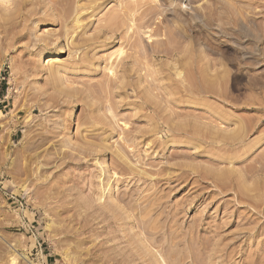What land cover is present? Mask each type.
<instances>
[{
    "label": "rangeland",
    "instance_id": "1",
    "mask_svg": "<svg viewBox=\"0 0 264 264\" xmlns=\"http://www.w3.org/2000/svg\"><path fill=\"white\" fill-rule=\"evenodd\" d=\"M22 1L0 12V264H264V0Z\"/></svg>",
    "mask_w": 264,
    "mask_h": 264
},
{
    "label": "bare ground",
    "instance_id": "2",
    "mask_svg": "<svg viewBox=\"0 0 264 264\" xmlns=\"http://www.w3.org/2000/svg\"><path fill=\"white\" fill-rule=\"evenodd\" d=\"M135 1V0H134ZM168 1L167 3H169V6L172 8L173 12L175 14H181L184 13L186 11V9L184 8L185 6L182 5L183 2L178 1V0H166ZM21 2L23 3L22 0H0V12L5 15V17L2 18H9L12 16H14L15 12L17 11L19 4H21ZM127 2H130L129 0ZM133 2V1H132ZM131 2V3H132ZM137 3V2H135ZM126 4V3H125ZM21 8V7H20ZM145 11V10H144ZM18 12V11H17ZM18 15V14H17ZM16 17V16H15ZM4 19V20H5ZM10 19V18H9ZM8 19V20H9ZM13 19V18H12ZM79 22V21H78ZM23 23V22H22ZM13 24V23H12ZM16 26V25H15ZM143 26V25H142ZM141 27V26H140ZM9 30V29H8ZM11 34V33H10ZM64 53V51L61 50H57V51H52V50H48V51H44L41 53V60H45L48 59V61H55L57 60V57ZM132 169V167H131ZM124 171V170H123ZM109 182V181H108ZM110 183V182H109ZM101 188V187H100ZM113 188V187H112ZM105 194V192H104ZM99 204L94 206V209H97L100 211L101 215H104L107 218H112L116 215L117 210L119 209V204L114 201V200H110L105 197V195L101 194V196L99 197ZM118 200V199H117ZM83 206V205H82ZM88 206V205H87ZM89 214V213H88ZM111 223V222H110ZM122 233V232H121ZM121 239V238H120ZM111 242V241H110ZM134 249V248H133ZM118 251V250H117ZM156 253H158L156 251ZM155 255V254H154ZM159 255V254H158ZM144 256V255H143ZM160 256V255H159ZM173 256V255H172ZM156 257V256H155ZM161 257V258H160ZM159 258L162 260H159L158 258L154 259L153 261H155V264H157L160 261H163V257L160 256ZM141 258V256H140ZM143 264V263H142Z\"/></svg>",
    "mask_w": 264,
    "mask_h": 264
}]
</instances>
